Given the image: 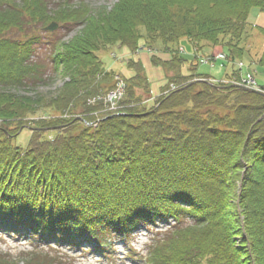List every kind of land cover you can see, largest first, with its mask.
<instances>
[{
    "label": "trees",
    "instance_id": "1",
    "mask_svg": "<svg viewBox=\"0 0 264 264\" xmlns=\"http://www.w3.org/2000/svg\"><path fill=\"white\" fill-rule=\"evenodd\" d=\"M64 1L52 8L49 0H0V229L56 245L93 243L107 254L116 238L165 225L143 264H264V94L193 82L209 76L181 75L192 62L179 53L183 42L222 47L231 61L222 79L238 78L231 63L245 56L251 32L264 35L249 21L264 0H118L98 13ZM52 21L83 25L69 40L45 42L64 83L50 94L21 93L46 80V60L31 57L44 42L34 29ZM24 29L26 36L11 35ZM141 39L170 53L152 59L166 74L161 91L178 88L153 112L133 105L143 98L137 88L148 93L151 84L132 60L126 114L88 125L101 107L88 99L111 82V72L98 78V53L118 42L136 52ZM251 63L264 88V50ZM41 111L58 117L35 127L66 128L52 137L36 128L27 147L18 145L14 136ZM19 254L0 251V264H64L51 248Z\"/></svg>",
    "mask_w": 264,
    "mask_h": 264
},
{
    "label": "rangeland",
    "instance_id": "2",
    "mask_svg": "<svg viewBox=\"0 0 264 264\" xmlns=\"http://www.w3.org/2000/svg\"><path fill=\"white\" fill-rule=\"evenodd\" d=\"M17 1L19 0H15V2ZM117 1L118 0H72L75 6H78L80 3H83L85 5H88L96 13L102 10L109 11L110 9H112V7ZM49 2H51L50 6H52V8H55V6L60 2L65 3L64 0H49ZM13 14L16 13L13 12ZM249 21L252 24H258L264 27V12H261L258 8H254L250 13ZM48 25L49 24L43 26V23H39V25L35 29L31 28L30 26L26 27L29 30L31 28L34 30H38L42 33L44 42L38 46L39 48H37V54L33 55L31 59H33V62L35 63L40 61L44 63L43 59H45L46 63L48 64V67L45 70L42 69L43 71L41 72H45L46 74V80H44V82L37 83V85H31L30 88L28 87V89L22 90L21 93H28L30 95H35L36 92L50 94L53 93L58 87L62 86L64 83V79L59 73H56L54 76L55 72H53V66H51V64L47 62L49 60V56L51 55V42L50 45H45V42L58 38H61L62 40H69L80 32V30L83 28V25L80 24L77 26H71L59 24L55 31H53L54 35L50 37L46 34L48 33V31L44 29ZM25 34H27L25 29L19 32H11V35H17L20 37L26 36ZM182 45L183 46L180 48L179 53H181L183 57L188 60L187 62L192 63L189 66L186 64L184 65V68L182 70L183 72L181 75L191 73L192 71H199L201 73L207 74L209 77L204 79L197 78L198 80H195L193 82H206L210 85H215L213 84L215 80L213 78H210V76H219V78L221 79L226 77V73L223 72V69H225L226 66H230L225 64L231 61L228 58V54L225 55V49L219 47V49H221L220 51H223V54H221L215 59L223 60L218 64H212L209 62L210 60H212L211 55L213 54L212 52H210V50H212V47H210L209 44L197 47L198 49L193 45L189 44L188 42H183ZM245 45L249 49H246L245 56L240 59L238 58L237 62L235 64L231 63V65H234V67L239 69L240 72L244 73L246 71L248 74L249 71H253L255 73L256 67L252 65L253 63L251 62L257 61L259 54L264 50V35L261 32L254 30V32H251V34L249 35V38H247ZM219 49H215V51ZM98 54L101 57V61L104 64L105 69L102 75H98V78L105 77L106 73L111 72V82L109 83V87H106L101 92L92 95L88 99V103L90 105L101 106L98 109L100 113H98L97 110L91 111V115L95 116V119L93 120V127H96L100 121L106 119L108 116H123L126 114L125 109L129 104L125 105L124 103L128 101L130 93L129 78L134 76L135 73L129 64L132 60L140 61L143 66H145V73L147 74V77L151 84V93H142L141 89L137 88L136 98L138 99L139 97H141L140 95H142L143 98L142 100L137 101V103H133V105L145 104L149 107L155 106V108L151 110L153 112L156 108H158L160 104H156L158 98L166 95L167 93H169L170 90H175L176 88H178L177 84H173L171 82L170 89L167 92L165 91V93H163L161 91L162 86L164 84V80L166 78V74H164V70L161 66L155 65L152 62V59L154 54L157 56L158 54L163 56H166L167 54L161 53L158 47H156L155 45H149L145 39H141L139 41V47L136 52H132L126 45H123L118 42L117 44L109 46ZM169 55L170 53L167 56L169 57ZM241 59L243 60L241 61ZM225 60H227L226 63ZM263 70L264 68L258 69V80L259 82L264 84ZM174 74L175 72L173 71L172 75ZM242 78V75H240L238 78L231 77L230 79L233 82L227 85L234 86L246 91L262 93L261 90L264 88H262L258 84L257 80L256 82L249 81V83L245 84ZM93 113H97V115H93ZM52 116L58 117V115L55 114L49 116V114L45 111H41L32 116L29 121L25 123L24 127L19 130L18 134L14 136V138L16 137V143L20 146L27 147L29 141L31 140L33 131H35L37 128L32 123H35V121L37 120H43L46 118L49 119ZM61 116L64 117L66 115ZM91 124V122H88V125ZM64 126L65 125L47 126L46 128L37 129H42L41 131L47 133L49 137H52L56 134L57 130L66 128ZM163 226L165 227V225ZM154 231L155 228L149 230L148 228L143 227L132 233L126 239L116 238L115 246L110 250H107V254L103 253L102 250L95 251L93 246H89L90 248L88 250H80L79 247L75 244L73 250V248H69V244H65L62 246L61 244L56 245V243L53 241L51 242L55 243L56 245L54 246L55 248L53 247L54 252L64 258V264H143L144 256L148 252V245L151 242V237L153 236L152 234L154 233ZM23 235L21 236V234L18 233L13 234L10 231H4L0 229V250L3 252L15 253L13 257L18 258L21 255L19 253L32 249V244H39L38 238L34 236H29L27 237L28 240H25V237ZM58 250L59 252H61L58 253ZM21 264H23V262H21Z\"/></svg>",
    "mask_w": 264,
    "mask_h": 264
},
{
    "label": "water",
    "instance_id": "3",
    "mask_svg": "<svg viewBox=\"0 0 264 264\" xmlns=\"http://www.w3.org/2000/svg\"><path fill=\"white\" fill-rule=\"evenodd\" d=\"M58 27V23L52 22L48 26L45 27L46 30L54 31Z\"/></svg>",
    "mask_w": 264,
    "mask_h": 264
},
{
    "label": "built area",
    "instance_id": "4",
    "mask_svg": "<svg viewBox=\"0 0 264 264\" xmlns=\"http://www.w3.org/2000/svg\"><path fill=\"white\" fill-rule=\"evenodd\" d=\"M249 81L251 82H256L254 77L250 74L248 76H246L245 78H243V82L246 84V83H249Z\"/></svg>",
    "mask_w": 264,
    "mask_h": 264
},
{
    "label": "bare ground",
    "instance_id": "5",
    "mask_svg": "<svg viewBox=\"0 0 264 264\" xmlns=\"http://www.w3.org/2000/svg\"><path fill=\"white\" fill-rule=\"evenodd\" d=\"M4 231H6V230H4ZM4 234V233H3ZM93 245V243H89L88 245H86V247L84 248V249H86V250H88L90 247L89 246H92ZM51 247V246H50ZM49 247V248H50ZM72 249V248H71ZM73 250H74V248H73Z\"/></svg>",
    "mask_w": 264,
    "mask_h": 264
}]
</instances>
